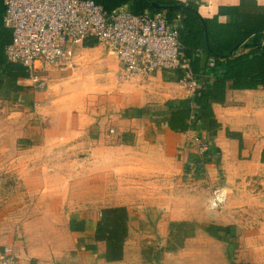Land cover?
I'll list each match as a JSON object with an SVG mask.
<instances>
[{
	"label": "crops",
	"instance_id": "crops-1",
	"mask_svg": "<svg viewBox=\"0 0 264 264\" xmlns=\"http://www.w3.org/2000/svg\"><path fill=\"white\" fill-rule=\"evenodd\" d=\"M94 1L107 10L160 14L178 25L182 51L204 84L223 75L226 58L244 56L248 65L242 69L247 74L242 82L257 86L229 89L225 103L210 104L218 124L215 135H209L210 120L193 102L186 104L191 109L189 129L175 132L166 122L151 123L143 109L183 102L176 91L180 70L159 69L136 82L117 79L124 86L115 91L114 101L91 99L86 93L88 66L96 60L101 69L106 63L116 75L119 60L106 47L107 54L95 51L100 44L87 37L68 42L67 58L42 73L44 87L35 91L22 76L21 65L6 59L12 29L5 25V0H0V181L12 165L28 195L20 204L16 227L0 234V252L8 246L18 264H190L193 247L216 240L206 231L216 223L202 226L180 216L178 197L154 209L115 201L117 190L111 183L122 163H131L135 171L134 162L144 167L147 182L157 181L150 167L162 172L175 167L181 179L189 180L187 168L200 142L209 143V158L222 155L223 166L264 162V0ZM210 52H225L215 67L209 65ZM78 57L87 66L79 81H70V66ZM212 150L217 152L212 155ZM75 182L81 199H76ZM90 184L97 193L94 198L91 192L87 196ZM116 206L126 211V236L122 258L107 261L106 243L95 232L102 209ZM182 221L186 224L181 229L172 225L169 232L170 223Z\"/></svg>",
	"mask_w": 264,
	"mask_h": 264
},
{
	"label": "built area",
	"instance_id": "built-area-1",
	"mask_svg": "<svg viewBox=\"0 0 264 264\" xmlns=\"http://www.w3.org/2000/svg\"><path fill=\"white\" fill-rule=\"evenodd\" d=\"M4 22L12 29L6 59L21 65L28 86L35 91L44 87L42 73L67 58L68 42L87 37L115 51L119 81L136 82L159 69H179L176 91L184 96L179 106L191 105L203 87L191 59L182 51L178 25L160 14H136L123 7L107 11L94 0H5ZM223 59L213 54L209 65ZM208 147L204 142L196 145L187 168L189 180L205 165ZM224 196L225 192L215 191L210 207L218 208ZM0 264H18L8 246L1 252Z\"/></svg>",
	"mask_w": 264,
	"mask_h": 264
},
{
	"label": "rangeland",
	"instance_id": "rangeland-1",
	"mask_svg": "<svg viewBox=\"0 0 264 264\" xmlns=\"http://www.w3.org/2000/svg\"><path fill=\"white\" fill-rule=\"evenodd\" d=\"M77 48L83 50L80 45ZM101 50L107 54L108 49L96 46L95 51ZM93 63L88 66L91 67V72L88 76L89 90L86 93L91 99L101 96L102 99L111 98V101H114L112 96L124 83L118 82L113 68L108 64L103 63L101 69H98L97 61ZM85 66L87 65L81 57L73 60L70 66V81H79L80 72ZM204 143L209 145L208 142ZM210 149L209 146V152ZM209 156L210 154L205 165L196 171L190 180L181 179V171L177 173L175 167L172 172H162L161 168L153 170L150 167L149 173L154 175L153 178H157V181L151 179L147 182L144 178L149 176L142 165L134 162L133 171L131 163H122L116 179L111 183L117 190L115 201H130L134 205L142 204L146 208L154 209L158 203L173 202V198L178 197L175 205L182 210L180 216L191 217L202 226L210 223L225 226L228 241H203L201 247H193L189 251L192 253L190 264H264V162L256 165L240 163L223 166L222 155L215 154L213 158ZM38 157L40 160L41 157ZM12 167L10 165L6 170L8 172L5 173V181L3 176L0 181V234L16 227L21 218L20 204L28 199L27 192L23 191L25 189L22 184L15 178ZM74 185L76 199H81L77 182ZM92 185L86 187V190L87 196L91 192L90 197L94 198L97 193L90 187ZM159 189L161 193L157 194ZM219 189L225 192L223 202L218 208H211L210 201L214 192ZM136 239L138 244H141L142 238L139 234ZM10 253L14 256L11 249ZM14 258L16 259L15 256Z\"/></svg>",
	"mask_w": 264,
	"mask_h": 264
},
{
	"label": "trees",
	"instance_id": "trees-1",
	"mask_svg": "<svg viewBox=\"0 0 264 264\" xmlns=\"http://www.w3.org/2000/svg\"><path fill=\"white\" fill-rule=\"evenodd\" d=\"M105 9V8H104ZM107 10V9H106ZM111 11V10H107ZM138 14V13H136ZM93 43H83L85 47L93 46ZM213 54L223 55L225 52H210ZM207 53L208 56H211ZM226 71L219 78L216 77L211 84H204L200 90V94L195 96L192 100L193 103L202 107V116L209 118L210 120V131L209 135H215L214 128L218 127L215 118L213 117L210 104L218 103L223 104L227 100V91L229 89H244V88H255L257 85L246 84L242 82L246 78L247 74L242 69L246 68L248 62L244 59V56H237L234 58H226ZM216 61V60H215ZM241 62V63H240ZM240 63V64H239ZM218 63H214V67ZM19 66V65H18ZM16 64V67H19ZM192 68V67H191ZM21 69V67H20ZM22 71V70H21ZM194 72V71H193ZM22 76L24 73L22 71ZM181 76V75H180ZM230 81V83H227ZM143 112L147 113L151 123L158 126L160 123L166 122L170 130L175 132H183L189 129V119L191 117V109L188 106H177L171 107L169 105L163 106H151L145 107ZM186 223L172 222L169 224L177 226L179 229L182 228ZM206 231L215 239L221 241H228V231L225 226L218 224H211L206 227ZM188 232L184 231L183 235ZM126 236V211L123 207L116 206L110 208H104L101 212V219L98 222L95 238L98 240L105 241V258L107 261H119L122 258L123 242Z\"/></svg>",
	"mask_w": 264,
	"mask_h": 264
},
{
	"label": "bare ground",
	"instance_id": "bare-ground-1",
	"mask_svg": "<svg viewBox=\"0 0 264 264\" xmlns=\"http://www.w3.org/2000/svg\"><path fill=\"white\" fill-rule=\"evenodd\" d=\"M219 191H220V192H224V190H222V189H219Z\"/></svg>",
	"mask_w": 264,
	"mask_h": 264
}]
</instances>
